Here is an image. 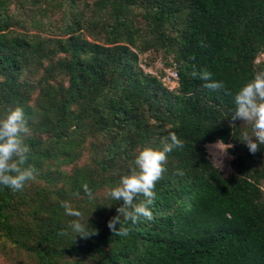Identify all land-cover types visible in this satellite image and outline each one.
<instances>
[{
  "label": "trees",
  "instance_id": "1",
  "mask_svg": "<svg viewBox=\"0 0 264 264\" xmlns=\"http://www.w3.org/2000/svg\"><path fill=\"white\" fill-rule=\"evenodd\" d=\"M156 62L174 67V91L144 73ZM205 70L225 87H207ZM262 70L264 0H0V113L24 108L37 170L21 191L0 186V257L264 264V145L250 152L241 139L251 123L229 116ZM169 132L183 146L156 183L155 218L113 232L123 202L109 190ZM218 142L233 146L229 176L209 159ZM64 201L89 217L91 237L75 236Z\"/></svg>",
  "mask_w": 264,
  "mask_h": 264
},
{
  "label": "clouds",
  "instance_id": "2",
  "mask_svg": "<svg viewBox=\"0 0 264 264\" xmlns=\"http://www.w3.org/2000/svg\"><path fill=\"white\" fill-rule=\"evenodd\" d=\"M199 75L209 88L225 87L224 81L214 80L210 71L205 70ZM233 103L229 116L232 121L241 119L251 123V132H245L241 140L246 142L250 152L255 153L264 145V70L255 72L239 87L234 93ZM29 132L28 119L22 106L0 113V186L14 192L23 190L27 182L35 179L37 170L35 165L29 163L31 146L26 142ZM182 146L183 142L177 133L169 132L159 145L144 146L135 154L134 166L108 192L113 202H123L117 209L118 215L108 221V227L113 232L128 235L142 219L155 218L150 206L155 203L156 183L167 171L168 154ZM231 146L219 143V148L224 151ZM177 174L183 175L184 172L177 169ZM83 187L88 198H94L93 189L87 184ZM62 204L68 215L77 218L70 222L76 237L89 238L96 232L89 227V217L85 221L82 212L74 209L69 201Z\"/></svg>",
  "mask_w": 264,
  "mask_h": 264
},
{
  "label": "rangeland",
  "instance_id": "3",
  "mask_svg": "<svg viewBox=\"0 0 264 264\" xmlns=\"http://www.w3.org/2000/svg\"><path fill=\"white\" fill-rule=\"evenodd\" d=\"M156 64L152 66L155 68ZM250 123V122H249ZM249 123L245 121H241V125L243 127H247ZM209 159L213 163V165L219 168L224 176H229L233 173L230 162L232 161L233 157L230 155V150L233 149V146L227 148L226 151L221 150L219 148V142L214 144H208L206 146ZM264 187V186H263ZM0 264H19L17 261H7L0 257Z\"/></svg>",
  "mask_w": 264,
  "mask_h": 264
},
{
  "label": "built area",
  "instance_id": "4",
  "mask_svg": "<svg viewBox=\"0 0 264 264\" xmlns=\"http://www.w3.org/2000/svg\"><path fill=\"white\" fill-rule=\"evenodd\" d=\"M141 67L145 74L151 76L160 75L161 82L169 91H174L177 87L178 75L174 67L165 66L162 62H156L155 68L151 66H145L144 64H142Z\"/></svg>",
  "mask_w": 264,
  "mask_h": 264
}]
</instances>
